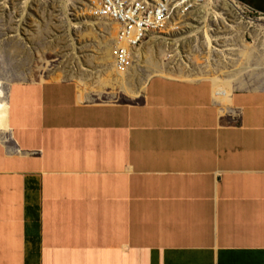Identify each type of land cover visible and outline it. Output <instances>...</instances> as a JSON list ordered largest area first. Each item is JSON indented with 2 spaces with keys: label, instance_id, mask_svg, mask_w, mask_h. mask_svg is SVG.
<instances>
[{
  "label": "crops",
  "instance_id": "1",
  "mask_svg": "<svg viewBox=\"0 0 264 264\" xmlns=\"http://www.w3.org/2000/svg\"><path fill=\"white\" fill-rule=\"evenodd\" d=\"M140 97L5 93L0 264H264V91L159 75Z\"/></svg>",
  "mask_w": 264,
  "mask_h": 264
},
{
  "label": "rangeland",
  "instance_id": "2",
  "mask_svg": "<svg viewBox=\"0 0 264 264\" xmlns=\"http://www.w3.org/2000/svg\"><path fill=\"white\" fill-rule=\"evenodd\" d=\"M222 0L177 22L133 51L120 73L113 27L90 18L93 0H0V133L4 95L16 84L72 82L91 104L135 105L151 77L221 82L227 91H264V18ZM140 97V98H139ZM1 136V134H0ZM0 137V140H2Z\"/></svg>",
  "mask_w": 264,
  "mask_h": 264
},
{
  "label": "built area",
  "instance_id": "3",
  "mask_svg": "<svg viewBox=\"0 0 264 264\" xmlns=\"http://www.w3.org/2000/svg\"><path fill=\"white\" fill-rule=\"evenodd\" d=\"M210 0H93L90 18L110 24L115 31V68L122 73L132 63L133 51L154 36L172 33L179 20L195 13ZM251 16L263 17L243 6ZM263 33L264 31H259ZM164 34V35H162ZM127 71V70H126Z\"/></svg>",
  "mask_w": 264,
  "mask_h": 264
},
{
  "label": "bare ground",
  "instance_id": "4",
  "mask_svg": "<svg viewBox=\"0 0 264 264\" xmlns=\"http://www.w3.org/2000/svg\"><path fill=\"white\" fill-rule=\"evenodd\" d=\"M222 2L225 4V6L229 7L230 9H232L233 11H236L237 13H239V7L234 3V2H231L229 0H222ZM212 3L213 5V0H210L208 3H206V7H205V13L208 16L211 15L210 11H211V7H209ZM210 4V5H208ZM115 40V38H114ZM113 52L115 54V50H108V56L110 58H112V55H113ZM213 83H214V94H215V97L216 98H220L224 95H227L228 94V89L225 85H223L221 82L217 81V80H213Z\"/></svg>",
  "mask_w": 264,
  "mask_h": 264
}]
</instances>
